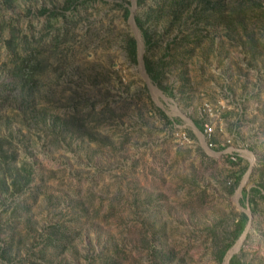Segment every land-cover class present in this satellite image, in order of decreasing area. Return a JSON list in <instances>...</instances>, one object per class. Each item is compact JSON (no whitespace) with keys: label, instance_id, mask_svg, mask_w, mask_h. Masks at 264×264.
Masks as SVG:
<instances>
[{"label":"rangeland","instance_id":"374dc122","mask_svg":"<svg viewBox=\"0 0 264 264\" xmlns=\"http://www.w3.org/2000/svg\"><path fill=\"white\" fill-rule=\"evenodd\" d=\"M232 256L264 264V0H0V264Z\"/></svg>","mask_w":264,"mask_h":264},{"label":"trees","instance_id":"16d2710c","mask_svg":"<svg viewBox=\"0 0 264 264\" xmlns=\"http://www.w3.org/2000/svg\"><path fill=\"white\" fill-rule=\"evenodd\" d=\"M218 4V3H217ZM124 13L125 14H129V9L127 7L124 8ZM54 14V13H53ZM65 16V21L67 22L68 16ZM139 28L141 29V31L143 32V36L144 38L148 41L149 35L147 33V31L145 29H143V27L141 25H139ZM127 50H128V54L130 55V57L132 59H135L136 54H137V45H136V40L135 39H129L127 42ZM145 69L148 72L149 76L151 77L152 80L157 81L161 75V71L160 69L155 66L152 65L148 62L145 61ZM197 127L202 130L203 127L197 122ZM252 190H255L254 188ZM257 192H260L259 190H256ZM243 196L245 197H249V195L244 191ZM249 198H247L248 200ZM252 198H250L251 203H249V206L251 207V211H255V207L253 204H255L254 202L252 203ZM248 220V216L245 212H242L239 219L236 221V226H235V231H234V235L233 237L229 240L228 242L219 246H216L217 248V252H218V260L221 261L227 251V249L232 245L233 241L244 231L246 222ZM51 231L50 234L52 236L53 241H55V245L57 246L58 244H62L65 245L66 239H67V235H65L60 229H58V225L53 224V226L51 227ZM229 264H241L239 263V261L235 258V257H231L229 260Z\"/></svg>","mask_w":264,"mask_h":264},{"label":"built area","instance_id":"2783aa9c","mask_svg":"<svg viewBox=\"0 0 264 264\" xmlns=\"http://www.w3.org/2000/svg\"><path fill=\"white\" fill-rule=\"evenodd\" d=\"M205 131L210 133L212 131V127L207 125V124H205ZM210 146H212V143H210Z\"/></svg>","mask_w":264,"mask_h":264}]
</instances>
